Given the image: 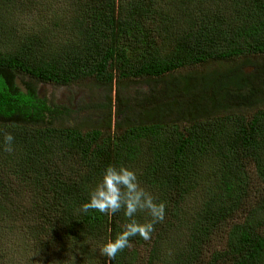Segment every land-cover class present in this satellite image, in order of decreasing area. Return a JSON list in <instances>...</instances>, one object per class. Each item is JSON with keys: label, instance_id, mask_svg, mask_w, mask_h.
<instances>
[{"label": "trees", "instance_id": "trees-1", "mask_svg": "<svg viewBox=\"0 0 264 264\" xmlns=\"http://www.w3.org/2000/svg\"><path fill=\"white\" fill-rule=\"evenodd\" d=\"M4 132L0 226L36 245L96 247L89 264H106L126 218L81 205L123 164L166 211L111 264H136L141 245L147 264H264V0H0Z\"/></svg>", "mask_w": 264, "mask_h": 264}, {"label": "clouds", "instance_id": "clouds-1", "mask_svg": "<svg viewBox=\"0 0 264 264\" xmlns=\"http://www.w3.org/2000/svg\"><path fill=\"white\" fill-rule=\"evenodd\" d=\"M22 83L26 86L27 92L21 90L29 93L27 85L24 81ZM47 84L55 89L56 93L68 92L67 87L53 83ZM42 85L44 86L43 83ZM14 142L13 133L4 132L0 146L4 151L11 153L14 151ZM90 210L109 217L122 212L126 218L122 229L115 237L106 239L99 248L101 255L106 258V264H111L118 253L131 247V238L137 236L144 240L151 238L155 225L163 221L165 217L166 204L163 201L158 202L149 191L140 185L135 170L123 164H108L102 170L95 186L89 190L87 201L81 205L82 212L88 213ZM140 213L147 218L140 220L138 218Z\"/></svg>", "mask_w": 264, "mask_h": 264}, {"label": "rangeland", "instance_id": "rangeland-1", "mask_svg": "<svg viewBox=\"0 0 264 264\" xmlns=\"http://www.w3.org/2000/svg\"><path fill=\"white\" fill-rule=\"evenodd\" d=\"M196 67L193 68L200 70L204 68L202 66ZM251 67L252 66L246 68L250 69ZM187 72H189V70L184 69L180 72L178 71L176 75H180L181 73L187 74ZM19 77L23 79L21 76ZM25 79H27V77ZM87 79L89 80V82L95 80L94 78L92 79V77ZM87 79L85 82H88ZM128 84H132L134 88L130 89V91H135L140 87V84L134 83L132 81L128 82ZM82 85L86 86V83H82ZM44 90H46L47 92L51 90L52 95L54 96V98H56V90L52 89L51 86L48 85V87H46ZM6 223H8V225H10V227L14 230L5 229L6 227L4 225L0 226V235L3 236L0 238L1 244L7 246V249H1L0 247V264H89V254L91 253V251H93V249H98L96 247H85L84 249L81 243H75L73 248H42L40 244L36 245V242H38V237L32 236L30 233V229L27 228L26 225H16V221H6ZM20 238L22 240V243H24L25 245L17 246V244H12L17 243ZM225 240L226 233L222 232L221 234H218L216 239L212 242L213 247L222 248ZM65 242L67 243L65 245L66 247H69L71 245V242ZM57 246L61 247L59 245ZM141 246L136 249L137 253L139 254V257L137 259L139 261H136V264H147L145 262V259H147L148 256H144L147 249H142ZM13 247H15V249ZM37 247H40L41 249H38ZM94 258L95 260L99 258L98 251L94 253Z\"/></svg>", "mask_w": 264, "mask_h": 264}, {"label": "water", "instance_id": "water-1", "mask_svg": "<svg viewBox=\"0 0 264 264\" xmlns=\"http://www.w3.org/2000/svg\"><path fill=\"white\" fill-rule=\"evenodd\" d=\"M252 69H253V67H251L250 69L246 68V71H251ZM16 84L18 85V87L20 89H22L23 91L27 92L26 86L22 83V80L20 78H16Z\"/></svg>", "mask_w": 264, "mask_h": 264}, {"label": "flooded vegetation", "instance_id": "flooded-vegetation-1", "mask_svg": "<svg viewBox=\"0 0 264 264\" xmlns=\"http://www.w3.org/2000/svg\"><path fill=\"white\" fill-rule=\"evenodd\" d=\"M42 84V83H41ZM38 91L40 92V89L38 88Z\"/></svg>", "mask_w": 264, "mask_h": 264}]
</instances>
